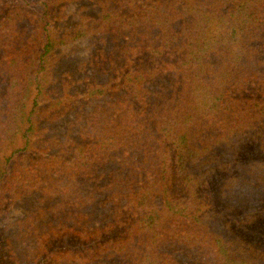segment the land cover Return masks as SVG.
I'll return each instance as SVG.
<instances>
[{
    "label": "trees",
    "instance_id": "obj_1",
    "mask_svg": "<svg viewBox=\"0 0 264 264\" xmlns=\"http://www.w3.org/2000/svg\"><path fill=\"white\" fill-rule=\"evenodd\" d=\"M26 198L0 264H264V0H0V219Z\"/></svg>",
    "mask_w": 264,
    "mask_h": 264
},
{
    "label": "rangeland",
    "instance_id": "obj_2",
    "mask_svg": "<svg viewBox=\"0 0 264 264\" xmlns=\"http://www.w3.org/2000/svg\"><path fill=\"white\" fill-rule=\"evenodd\" d=\"M77 7L78 6L76 4L68 6L67 12L69 14L70 21H74L76 19ZM88 42L89 41L87 40H81L73 45H70L62 50V54H69V59L86 58L91 51L90 47L88 46ZM32 202V198L23 199L22 201L18 202L10 211L4 212L0 219V225L22 216L24 211L32 205Z\"/></svg>",
    "mask_w": 264,
    "mask_h": 264
}]
</instances>
